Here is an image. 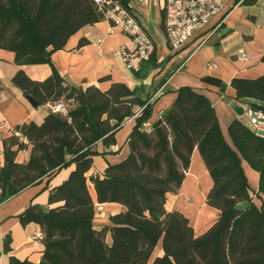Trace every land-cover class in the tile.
Returning <instances> with one entry per match:
<instances>
[{
    "label": "trees",
    "instance_id": "obj_1",
    "mask_svg": "<svg viewBox=\"0 0 264 264\" xmlns=\"http://www.w3.org/2000/svg\"><path fill=\"white\" fill-rule=\"evenodd\" d=\"M102 21L91 0H0V49L13 52L20 66L51 64L52 54L64 50L73 35ZM87 44L82 39L79 47ZM13 82L39 106L73 103L67 115L51 112L40 125H18L3 141L0 205L75 167L66 181L50 189L49 204L57 206L45 210L32 205L19 216L23 226L41 228L45 250L38 264H264V138L241 119L229 125L231 145L212 102L189 86L175 90L173 105L150 123L152 96L143 97L123 83L107 91L65 86L56 69L44 81L19 71ZM230 86L237 100L264 103V75L234 78ZM226 87L221 85L222 93ZM249 108L264 112L255 103ZM131 119L135 125L128 156L101 174H90L94 157L112 154L117 133ZM99 142L107 149L103 153L96 149ZM196 149L212 179L206 204L219 211L217 221L199 236L185 214L166 208L169 195L180 192ZM24 150L29 151L27 163L17 160ZM243 161L260 175L255 195L261 207L251 196ZM244 202L249 207L237 211ZM108 203L124 210L98 231V206ZM160 242L163 254L152 260ZM4 246L11 250L9 236ZM10 264L35 263L11 257Z\"/></svg>",
    "mask_w": 264,
    "mask_h": 264
},
{
    "label": "crops",
    "instance_id": "obj_2",
    "mask_svg": "<svg viewBox=\"0 0 264 264\" xmlns=\"http://www.w3.org/2000/svg\"><path fill=\"white\" fill-rule=\"evenodd\" d=\"M254 1L253 4H246V0H225L226 10L209 25L208 31L213 35L208 42L196 49L199 43L197 36L184 49L174 52L168 45L162 26L165 0H151L149 7L142 6L139 0H130L132 11L148 30L156 47L152 60L138 71L127 69L118 54L121 47L133 48L132 40L107 21L85 27L73 35L64 50L52 54L51 64L20 66L16 64L13 52L0 49V83L3 87L0 92V160L3 159V141L16 133L18 125L31 122L40 125L51 113L49 104L33 107L22 89L13 82L19 71H24L35 81H44L56 69L65 86L76 88L95 86L107 91L112 84L123 83L143 97H153L161 91L153 101L150 123L156 122L173 105L177 97L175 90L183 86L192 87L212 102L224 137L232 145L228 132L231 122L241 119L251 128L249 104L264 106L263 102L253 99L237 100L236 91L230 86L234 78L256 79L264 75V0ZM222 19V26L217 28ZM82 39L89 44L80 48ZM241 52L245 54L244 58L239 57ZM222 84L227 85L224 93L221 92ZM233 101L245 109L244 116L239 117L231 109ZM134 125L135 120L131 119L117 133V145L111 148L112 154L94 157V168L90 174H101L108 164L118 163L128 156V138ZM96 149L100 153L107 150L102 142L96 145ZM17 160L27 163L29 151H21ZM242 166L251 196L258 205L254 198L259 199L255 193L259 188L260 175L247 162L243 161ZM74 168L62 169L51 179L27 188L0 205V264H10L11 257L35 264L41 262L45 250L41 228L36 223L23 226L19 216L32 205H40L45 210L57 206L49 204L50 189L66 181ZM211 186L210 174L196 149L180 192L169 195L166 208L185 214L197 236L204 234L219 217V211L206 204ZM92 194L95 197L93 189ZM189 200L192 202L188 203ZM123 210L124 207L117 203L99 205L94 220L95 229L101 231L109 226L110 217ZM8 236L11 238V250L6 252L4 243ZM106 241L112 244L110 232ZM162 254L160 242L152 260Z\"/></svg>",
    "mask_w": 264,
    "mask_h": 264
},
{
    "label": "built area",
    "instance_id": "obj_3",
    "mask_svg": "<svg viewBox=\"0 0 264 264\" xmlns=\"http://www.w3.org/2000/svg\"><path fill=\"white\" fill-rule=\"evenodd\" d=\"M104 21L121 30L133 42V48L121 47V56L127 69L138 71L152 59L156 50L148 30L140 23L130 7V0H91ZM122 1H125L123 3ZM128 1V2H127ZM142 6L149 7L151 0H139ZM226 10L225 0H165L163 7L164 27L168 45L174 52L184 49L193 39L199 37L196 49L204 46L213 33L208 31L212 20ZM223 19L216 27L222 26ZM244 58L243 52L239 53ZM216 67V65H213ZM161 92V91H160ZM160 92L152 97L154 101ZM50 112L67 115L69 106L63 101L49 104ZM252 130L264 138V112L250 110ZM151 126L146 127L151 132ZM2 161L0 160V165Z\"/></svg>",
    "mask_w": 264,
    "mask_h": 264
},
{
    "label": "water",
    "instance_id": "obj_4",
    "mask_svg": "<svg viewBox=\"0 0 264 264\" xmlns=\"http://www.w3.org/2000/svg\"><path fill=\"white\" fill-rule=\"evenodd\" d=\"M118 1H121V0H118ZM27 99L30 101V103L33 105V107H38L39 104L36 103L32 98L30 97H27ZM230 107L231 109L239 116V117H242L244 116L245 114V109L243 107H241L236 101H233L231 104H230ZM249 202H244V203H241V204H238L235 209L237 211H244L246 210L248 207H249Z\"/></svg>",
    "mask_w": 264,
    "mask_h": 264
},
{
    "label": "rangeland",
    "instance_id": "obj_5",
    "mask_svg": "<svg viewBox=\"0 0 264 264\" xmlns=\"http://www.w3.org/2000/svg\"><path fill=\"white\" fill-rule=\"evenodd\" d=\"M64 104H66L67 106L69 107H73V103L71 102H67V101H63ZM248 122V119L246 120ZM249 126L252 128L251 124H249ZM256 200V202L258 203V206L260 207L261 206V201L257 198H254ZM192 201L189 200L188 203H191Z\"/></svg>",
    "mask_w": 264,
    "mask_h": 264
}]
</instances>
